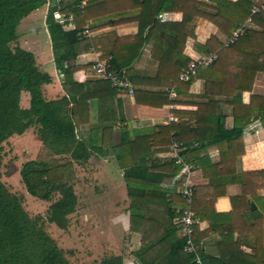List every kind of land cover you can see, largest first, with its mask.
<instances>
[{
	"label": "trees",
	"instance_id": "1",
	"mask_svg": "<svg viewBox=\"0 0 264 264\" xmlns=\"http://www.w3.org/2000/svg\"><path fill=\"white\" fill-rule=\"evenodd\" d=\"M49 1L0 0V172L3 144L13 136H22L29 129L34 128L44 150L35 161L23 165L21 170L22 181L28 194L36 199L50 201L52 196L59 195V199L50 206L48 221L61 230H67L69 218L76 213L79 201L72 184L75 178L74 164L82 166L93 155H102L105 148H111L106 144V140L111 137L113 129L111 126L104 125L103 117L100 116V123L92 129L90 139L85 141L79 138L77 131L83 124L80 120V114L84 113L88 116L89 109L87 103L89 95H78V90L84 88L81 85L63 83V89L70 96L69 98L64 96L55 101H47L44 98L43 87L51 84L52 78L48 73L39 69L33 53L19 46L18 27L24 19L47 5ZM194 1H139V16L136 19L139 22V31L131 39L133 43L140 42L136 54L131 56V48L125 46L122 50L104 51L106 59L102 61L111 63L120 76L131 81L134 87L142 88L141 86L146 85L148 79H138L135 71H131L129 68L139 57L144 44L151 45L152 58L159 62V71L151 88H163L158 93H147L149 98L159 99L161 97V102L155 103L145 100L142 102L143 106L152 108H162L165 105L172 104L165 89L187 91L195 78L198 77L205 81V92L200 98L206 99L208 102L198 104V109L194 114L186 112L173 113L176 116L185 117L186 122L179 125L171 124L148 129H131L123 138V143L119 146V152L115 156L120 167L126 169L136 166L140 160L153 155L156 151L168 150L173 142L182 144L186 148L185 162L201 167L204 177L209 180V187L206 188V191H214V200L224 195V189L229 181L222 184L221 191L215 192L220 188L218 176H209L203 165L206 158L201 161L198 158L201 152L209 146H217L222 160L216 168L222 169L227 163L224 157L235 150L237 142L241 141L244 130L250 122L260 120L264 126V97L253 96L249 106L243 105V94L252 90L256 75L260 72L261 66L251 65V63L255 62L261 51L255 49L252 52L248 48V42L253 35L252 31L247 30L232 46L219 45L216 50L211 48L216 40L211 37L205 48L208 51L207 54L210 52L216 54L215 61L208 66H198L196 77L191 78L189 82L180 81V75L189 67L192 61L190 58L181 55L185 47L183 44L179 56H175L174 50L165 62L160 64L164 54L170 48V38L175 36V30L174 27L171 28V25L162 26L157 17L162 13L175 12L187 16ZM91 2V0H88L86 8L82 11L78 8L79 0L61 1L60 12L67 15L72 14L74 17L76 28L73 31H64L63 25L55 20V8H51L47 15V26L56 51L55 62L62 74L76 72L77 68L72 66L71 62L81 54L89 52L98 43V39L89 40L82 37L83 26L88 21L94 20L88 14ZM247 2L248 7L245 8L244 0H238L235 9H232L233 5L221 2L216 7L217 16L215 19L210 18L211 22L221 31L230 34L235 26H239L250 16L251 2ZM95 6H98V4ZM205 9H207L205 3H201L197 8L198 13L201 15L205 13ZM147 30L149 32L145 36ZM163 37H168V39ZM186 39L187 37L184 39V43ZM60 50H64V54H57ZM249 57L254 59L253 62H249L250 59L247 61ZM232 58L237 59V62L230 61L231 64H224L226 60L229 61ZM94 84H103L110 89L112 88V91H119L109 81H98ZM24 92L31 94V105L28 109L21 107V95ZM137 93L135 92L138 96L139 93ZM76 96L77 100L74 99ZM222 105L233 107L234 127L231 130L225 127L226 121L222 115ZM213 111H215L214 115ZM207 115L211 116L207 117ZM194 121L198 127L212 122L216 130L214 133L211 131V134L206 137L209 141L205 144L202 142L205 137L198 134L199 137L195 140L202 143L191 148L193 140L190 137L186 138L185 134L195 132L190 129ZM150 170H154V168L151 167ZM157 171H161L162 175L158 181H154L151 176L147 175L146 170L140 168L134 170L132 179L135 180V183H133L134 180L130 179L132 175L126 171L124 177L129 188V197H133L131 190L136 188L143 203H148L158 209L161 206L166 207L169 211L167 216H169V209L171 208L167 206L169 204L166 201L168 191L161 189V181L165 177L175 179L181 171V166L175 165L174 161L168 159ZM175 185L176 188L180 189L178 196L182 198L180 182ZM194 190L195 195L191 210L195 214V220H198V218L203 219L204 216L201 215L202 213L207 214L208 209L198 210L197 200L199 195L197 194L204 191V189L194 187ZM169 194L171 193L169 192ZM182 202L183 209L179 214V219H181L183 211L189 207L185 200ZM130 213L131 231H133L132 222L135 221V218L144 221L146 217L143 214V209L139 204H136L135 200L131 205ZM149 220L163 221L153 217H150ZM193 239L194 242H198L196 238ZM184 244L185 240L175 249L177 250L176 254L179 251L183 252ZM185 256L187 258L183 261L184 264H196L194 255L188 257L185 254ZM201 258L203 261L205 260L206 264H220L217 260L209 257L205 258L204 255H201ZM0 264H70L56 242L40 227L38 222L29 217L21 200L7 189L1 181V175ZM101 264H124V262L122 257L111 255L105 257Z\"/></svg>",
	"mask_w": 264,
	"mask_h": 264
},
{
	"label": "crops",
	"instance_id": "2",
	"mask_svg": "<svg viewBox=\"0 0 264 264\" xmlns=\"http://www.w3.org/2000/svg\"><path fill=\"white\" fill-rule=\"evenodd\" d=\"M61 1L50 0L47 5L37 10L40 11L39 15L35 14L37 12L35 11L32 13L33 15L24 19L18 27V44L22 49L33 53L39 69L48 73L52 78L51 84L43 87V96L47 101L59 100L64 96L70 97L64 91L63 83L84 87L79 89V94H77L89 95L87 102L89 109L88 116L84 113L80 114L83 124L77 131L79 138L85 141L90 139L92 129L100 123V116L103 117L104 125L111 126L113 129L111 137L106 140V144L111 148H105L102 155H93L86 164L82 165L84 167L86 165L85 186L89 187L86 192L94 189L98 201L101 196H104L102 203L98 201L96 203L99 215L96 218L95 215L93 217L95 221H108L109 231L113 233L115 239L113 245H109L110 250L106 247L105 251L108 250L113 256L122 257L124 264H184L183 261L187 258L186 253L179 251L176 254L177 250H175L185 240L178 221L179 214L183 209V199L178 196L180 189L175 187L178 182L177 177L175 179L165 177L161 181V189L168 191L166 201L170 205L167 206L171 208L169 216H167L169 211L166 207L161 206L162 208L158 209L148 203H143L136 188L131 190L133 197L130 198L129 188L124 177L127 171L132 175L130 179L134 180L132 179L134 170L140 168L146 170L147 175L151 176L154 181H158L162 172L157 170L166 160L170 159L168 155L170 148L156 151L153 155L140 160L136 166L126 169L120 167L115 154L119 152L123 138L131 129H148L186 122L185 117L176 116L173 113L194 114L198 109V104L207 103L208 100L200 98L205 92V81L197 77L190 84L189 90L174 89L175 97H170V90L165 89L172 104L162 108L143 106L144 100L161 102V97L159 99L149 98L147 93H158L163 90L162 87L151 88L159 71V62L152 58L151 45L144 44L139 57L129 68L131 71H135L138 79H148L146 85L141 86L142 88L135 87L136 93H139H137L138 96L112 91V88L103 84H94L103 80L91 77L92 66L98 59H106V51L122 50L127 46L131 48V56L136 54L140 42L133 43L131 39L139 31V22L136 19L139 16L138 3L142 0H91L88 14L94 20L88 21L83 26L82 33L88 29L89 35L84 38L98 39V43L89 52L81 54L71 62L72 66L77 68L76 72L60 73L55 62L56 51L46 21L50 9L55 8V20H57L56 17L64 20V31H73L76 28L73 15L60 12ZM247 1L251 2L249 17L252 21L248 23L249 17H247L240 25L245 26V32L252 31L254 35L248 42L249 50L251 49L253 52L255 49H260L261 51L255 62L252 57L247 58V61L250 59L249 62H253L251 65H260L261 69L256 75L252 90L243 94L244 106H249L253 96L264 97V0H244L245 8L248 7ZM221 2L229 3V5H233L232 9H235L238 0H195L187 16L180 12L159 14L158 22L162 26L171 25V28L174 27L175 30V36L170 38V48L164 54L160 64L165 62L174 50L175 56H179L183 44L185 47L181 55L190 58L192 62L202 56H216L211 52L206 53L208 51L205 45L211 37L216 39L211 46L214 50L219 45L224 47L233 45H229L230 40L240 25L235 26L232 32L227 34L218 29L210 20V18H216V7ZM201 3L207 4L203 15L199 14L197 10ZM97 4L98 6H95ZM253 9H256L257 12L252 15ZM40 16L43 18L42 25L45 19L42 32L36 28L39 19L35 18ZM24 29L33 38L32 46L36 42L44 47L29 48L28 44L22 43L21 40L24 37L21 35V38L20 34H23L24 31L21 30ZM148 32L149 30L146 31L145 36ZM43 33L44 39L42 38ZM163 38L168 39V37ZM46 40H48L47 45ZM28 42L32 43L27 39ZM46 50H48V54ZM64 50L66 51L65 48ZM64 50H60L57 54H64ZM41 60H43L42 63ZM230 61L236 63L237 59L226 60L224 64H231ZM44 62L45 64L48 62V64L45 66ZM220 92L222 91L220 90ZM74 99L77 100V96ZM221 111L226 121V129L231 130L234 127L233 107L222 105ZM210 116L207 115V117ZM172 118L177 121H172ZM191 126V130L198 131L197 134L195 132L185 134L186 138L190 137L193 140L191 148L202 142L207 143L209 140L206 137L211 134V131L214 133L216 130L212 122L198 127L194 121ZM198 134L205 137L202 142L195 140L199 137ZM205 158L206 161L203 162V165L207 169V174L211 177L218 176L219 179L220 188L215 192L222 190L223 183L228 181L229 183L224 189V195L213 200L214 191H206V188L209 187V180L204 177L203 170L199 165L194 166L195 169L191 175L192 184L196 189H204L197 194L199 195L197 208L199 211L208 209L207 214L202 213L203 219L197 217L198 220L194 226L195 236L193 238L198 240L195 244L201 248L200 256L204 255L205 258L217 260L220 264H264V126L260 120L250 122L244 130L241 141L237 142L235 150L224 157V160L227 161L225 168H216L222 160L217 146H209L205 151H202L198 159L201 161ZM151 167L154 170H150ZM221 179L224 180L221 181ZM92 185L93 187H91ZM106 197L109 200H107L108 204L107 201H104ZM133 200L143 209L146 218L144 221L135 218V221L132 222L133 231H131L130 208ZM100 213L104 214L103 218ZM150 217L163 221H150ZM106 239L108 240V237ZM186 255L190 256V254ZM203 264H206L205 260Z\"/></svg>",
	"mask_w": 264,
	"mask_h": 264
},
{
	"label": "rangeland",
	"instance_id": "3",
	"mask_svg": "<svg viewBox=\"0 0 264 264\" xmlns=\"http://www.w3.org/2000/svg\"><path fill=\"white\" fill-rule=\"evenodd\" d=\"M39 12L37 11L35 14L39 15ZM35 14L34 16H36ZM35 19H39L36 28L39 29V32H42L44 30L45 19L43 25L42 16ZM21 31H24L23 34H20V36L23 35L24 37L21 42L28 44L29 48L38 49V46L44 47V45L36 44V42L32 46L33 38L31 34L25 31V29ZM42 38H45L44 33ZM27 39L32 43H27ZM46 41L47 45L48 40ZM46 51L48 54V50ZM40 62L42 63L43 60ZM47 64L48 62L46 64L44 62L45 66ZM21 98V107L23 109L29 108L31 105V94L24 92ZM43 150V144L34 128L29 129L22 136H13L7 140L3 144L1 151V181L12 194L21 200L23 208L29 217L33 221L38 222L40 227L56 242L70 264H101V261L105 257L111 256L108 251L110 250L109 245L112 246L115 239L113 238V233L109 231L108 221H95V218L99 215L96 209L98 200L94 189L86 192L87 188H89L85 186L87 180L85 173L86 165L84 167L74 164L75 178L72 184L74 185L79 201L76 213L69 218V227L67 230H61L48 221L50 206L59 199L58 194L52 196L50 201L36 199L28 194L21 177L22 167L27 162L35 161L42 154ZM59 162L62 163L60 160ZM102 198L104 196L100 197L99 203L103 202ZM107 200L106 197L104 201ZM94 215L95 218L93 217ZM100 215L103 218L104 214L100 213ZM104 219L107 218L104 217ZM106 237H108L109 241ZM106 247L108 249L107 251H105Z\"/></svg>",
	"mask_w": 264,
	"mask_h": 264
},
{
	"label": "built area",
	"instance_id": "4",
	"mask_svg": "<svg viewBox=\"0 0 264 264\" xmlns=\"http://www.w3.org/2000/svg\"><path fill=\"white\" fill-rule=\"evenodd\" d=\"M88 0H79L78 8L84 10L87 6ZM257 12L256 9L252 10V15ZM60 24H64V20L60 17H56ZM252 21L251 17L248 19V23ZM245 32V26H240L230 40L229 45H232L240 36ZM89 35L88 29H85L82 33V37ZM216 59L215 55L202 56L194 60L189 67L180 75L179 79L183 82H189L191 78H195L197 75L198 66H208L211 65ZM91 77L98 80L109 81L111 85L121 92H125L130 96L135 94V88L131 81L122 78L118 71H116L112 64L106 61L98 59L92 66ZM170 97H175V90L171 89L169 91ZM172 121H177L172 118ZM186 153V148L177 142H173L169 149V158L174 161L175 165L181 166V171L177 176V181L181 184V194L183 200L188 204V208L183 211L181 219H179L180 227L185 238V244L183 251L186 254L194 255L196 264H203L202 258L200 256V246L196 245L194 242V226L197 222L195 220V214L191 210V206L194 201L195 190L191 181V175L195 169L194 165L185 162L184 155Z\"/></svg>",
	"mask_w": 264,
	"mask_h": 264
}]
</instances>
